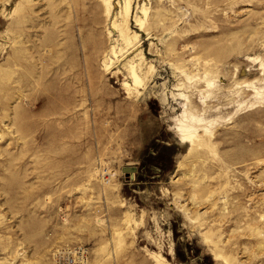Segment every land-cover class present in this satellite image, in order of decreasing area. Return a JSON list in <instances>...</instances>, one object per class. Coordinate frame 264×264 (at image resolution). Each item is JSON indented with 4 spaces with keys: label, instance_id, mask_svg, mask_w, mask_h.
Instances as JSON below:
<instances>
[{
    "label": "rangeland",
    "instance_id": "1",
    "mask_svg": "<svg viewBox=\"0 0 264 264\" xmlns=\"http://www.w3.org/2000/svg\"><path fill=\"white\" fill-rule=\"evenodd\" d=\"M126 1L0 0V264H264V0Z\"/></svg>",
    "mask_w": 264,
    "mask_h": 264
},
{
    "label": "bare ground",
    "instance_id": "2",
    "mask_svg": "<svg viewBox=\"0 0 264 264\" xmlns=\"http://www.w3.org/2000/svg\"><path fill=\"white\" fill-rule=\"evenodd\" d=\"M107 1L111 5V1L112 0H107ZM108 9H110V11L112 10L111 7H109ZM130 9H131V7H130L129 2H127L126 0H124V9L122 11V14L128 12ZM110 13L111 12H108L107 15H109ZM260 95H261V93H260ZM260 95H257V96H260ZM207 132H208V129H207V126L205 124H203L201 121H198L196 119H191L189 122H186L185 121V122L179 124L178 125V128H177V130H176L175 133L179 136L180 142L181 143H184V142H191L197 136H199L200 133L207 134Z\"/></svg>",
    "mask_w": 264,
    "mask_h": 264
}]
</instances>
